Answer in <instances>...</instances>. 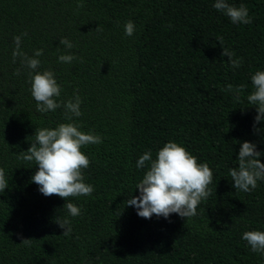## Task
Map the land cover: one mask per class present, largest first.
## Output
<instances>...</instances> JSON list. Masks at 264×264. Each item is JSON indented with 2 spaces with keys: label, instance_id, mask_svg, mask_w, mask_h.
Listing matches in <instances>:
<instances>
[{
  "label": "trees",
  "instance_id": "16d2710c",
  "mask_svg": "<svg viewBox=\"0 0 264 264\" xmlns=\"http://www.w3.org/2000/svg\"><path fill=\"white\" fill-rule=\"evenodd\" d=\"M214 2L83 0L78 9V0H0V168L8 181L0 193V264H264V254L242 239L245 231H264V180L245 193L229 175L242 142L264 154V121L254 130L257 112L247 102L251 76L264 71V0H228L248 8L247 25L233 24ZM129 20L136 25L130 37ZM21 33V51L31 57L43 49L38 71L55 73L59 99L80 96L82 115L73 119L81 130L102 137L81 149L91 196L45 197L31 181L35 162L19 158L36 129L69 122L63 107L36 110L30 70L19 57L13 62ZM223 49L242 58L239 68ZM63 54L77 59L62 63ZM229 84L247 85L239 102ZM169 141L208 163L212 195L188 220L139 217L126 206L147 170L136 162L149 150L154 160ZM68 202L81 208L79 216H70ZM66 218L67 236L57 224Z\"/></svg>",
  "mask_w": 264,
  "mask_h": 264
},
{
  "label": "clouds",
  "instance_id": "9594fccd",
  "mask_svg": "<svg viewBox=\"0 0 264 264\" xmlns=\"http://www.w3.org/2000/svg\"><path fill=\"white\" fill-rule=\"evenodd\" d=\"M83 0H78L77 8H82ZM213 7L226 15L233 24H250L252 18L249 10L243 4L239 7L228 3V0H215ZM99 31V27L95 29ZM124 31L126 36H132L136 31V25L129 20ZM21 35L13 38L15 49L13 50V62L21 58L22 67L30 71V91L36 102V110L40 113L55 111L61 107L65 110V119L68 123H60L55 128H39L35 130V142L30 144L27 151L20 152L19 158L35 162L37 170L31 177V181L39 186V191L45 196H58L66 201L69 197L91 196L94 187L85 183L83 169L89 166V158L81 149L87 145L102 143V137L92 130L84 132L82 125L74 117H80L82 100L74 95L67 101L59 99L62 88L55 79V73L46 69L38 71L41 67L40 56L43 49L34 50L30 57L21 51ZM60 44L67 49L75 45L67 38H61ZM223 56L228 57L231 68H239L242 58H233L235 53L223 49ZM77 59L72 54L58 56L62 63H72ZM17 69L16 74L19 75ZM253 91L247 96V102L255 106L257 115L254 118V130L256 124L264 121V71H256L251 76ZM247 88L241 84L235 88L227 85L226 91L235 92L239 102L240 94ZM262 154L256 150V145L250 142H242L237 156L238 166L229 169V175L233 187L242 192H250L257 188V181L264 180V163L260 162ZM147 162V164H146ZM137 169L147 168L143 178L137 183L139 196H132L127 200L126 206L137 209L139 217L149 219L155 214L157 217L167 219L175 213L186 220L197 214V207L212 195L209 185L212 183L213 172L207 162L198 163L197 157L192 155L185 147L177 142L169 141L156 153L152 159V152L145 151L136 162ZM8 187L5 170L0 168V193ZM71 217L81 214V208L72 202L64 205ZM63 229L62 234L71 233V220L64 219L57 223ZM242 239L250 246L254 253L264 254V231L250 230L242 234ZM32 239H21V243L30 245Z\"/></svg>",
  "mask_w": 264,
  "mask_h": 264
}]
</instances>
